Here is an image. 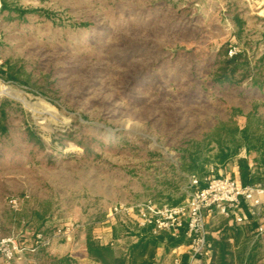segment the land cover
I'll list each match as a JSON object with an SVG mask.
<instances>
[{"label": "rangeland", "instance_id": "1", "mask_svg": "<svg viewBox=\"0 0 264 264\" xmlns=\"http://www.w3.org/2000/svg\"><path fill=\"white\" fill-rule=\"evenodd\" d=\"M223 50L257 83L220 82ZM2 100L0 239L64 258L112 222L124 253L126 209L193 191L187 158L237 181L244 158L264 184V0H0Z\"/></svg>", "mask_w": 264, "mask_h": 264}, {"label": "built area", "instance_id": "2", "mask_svg": "<svg viewBox=\"0 0 264 264\" xmlns=\"http://www.w3.org/2000/svg\"><path fill=\"white\" fill-rule=\"evenodd\" d=\"M191 186L198 184L194 176L190 178ZM205 185L193 190L185 199L175 205L155 204L151 201L137 204L135 214H128L130 223L139 227H150L152 234L166 232L177 236L185 228V236L190 240L187 253L191 260L207 256L210 245L206 243V217L219 215L227 220L241 224L253 219L257 223L256 234H264V186L261 183L242 185L236 179L224 175L207 176ZM15 205L17 201L11 200ZM247 206V212L243 206ZM30 245L19 244L14 237L0 239V264H13L14 260L25 252H36L49 244V238L41 233L34 235ZM174 264H179L180 253L173 251Z\"/></svg>", "mask_w": 264, "mask_h": 264}, {"label": "trees", "instance_id": "3", "mask_svg": "<svg viewBox=\"0 0 264 264\" xmlns=\"http://www.w3.org/2000/svg\"><path fill=\"white\" fill-rule=\"evenodd\" d=\"M5 4L2 9H5ZM21 14L24 10L16 9ZM256 66V65H255ZM254 67L249 66V60L243 52H236L228 55L226 50L222 52V60L218 71V80L228 84H236V73L242 70L241 78L251 76V81L257 83L258 78L253 73ZM10 78L13 77L10 75ZM259 84V83H258ZM5 101L0 102V131L6 130L4 121L6 119ZM187 161L181 163V169L198 179L196 186H191L192 190L202 188L205 183L203 179L207 177L202 171V164L196 163L195 158H187ZM239 171V181L242 185L256 183L257 176L253 172L252 166L248 161L241 158L237 162ZM211 176L219 177V174ZM264 186V184H262ZM180 200H170L166 203L175 205ZM247 212V206H243ZM222 233L218 239L206 233V243L210 245L211 259L208 264H258L262 254V244L260 238H256L251 247L248 248V243L253 239L256 232L257 223L253 219L241 224L228 225L227 222L220 224ZM132 230L137 240L128 244L126 252L117 254L110 243L97 245L88 237L86 240V253L90 259L96 260L101 264H159L156 262V252L158 247H161L164 252L181 244H189L190 240L185 236V228H181L177 236H172L169 233L161 232L152 234L150 227L136 228ZM116 228H113V238H116ZM232 238L230 242L228 239ZM241 241L240 245L239 242ZM203 263V257H200ZM179 264H192L189 254H182L179 257Z\"/></svg>", "mask_w": 264, "mask_h": 264}, {"label": "crops", "instance_id": "4", "mask_svg": "<svg viewBox=\"0 0 264 264\" xmlns=\"http://www.w3.org/2000/svg\"><path fill=\"white\" fill-rule=\"evenodd\" d=\"M127 217V216H126ZM125 217V218H126ZM130 217L132 216H128L127 217V221L132 220ZM214 217L215 215H212V216H208L206 217V225H208L210 222H212L214 220ZM220 219H221V222L215 226L214 228V232H207V234H210L212 237L218 239L222 233V228L220 227V224L222 222H227L228 225H232V224H235L229 220H227L226 218L220 216ZM112 220V218H111ZM112 223V222H110ZM110 223H107V226L106 228L104 227V231L106 230L107 231V238L106 240H103V241H97V242H94V240L91 238V240L93 241V243L97 244V245H104L106 243H110V240L113 239V235H112V232H113V227H112V224L110 226ZM205 225V227H206ZM137 228V226H134ZM140 228H144V227H138V229ZM131 230V229H130ZM260 238L261 240V244H262V247H261V250H262V254H261V258L259 259L258 261V264H264V234L262 235H257L256 232L254 234V237L253 239H251V241L248 243V248L251 247L252 243L254 242V240L256 238ZM135 239H137V237L135 236ZM230 242L233 241L232 238H229L228 239ZM241 241L239 242V245H240ZM187 246L188 244H181V245H178L176 247H173L171 248L169 251L167 252H164V250L161 248V247H158L157 249V252H156V262H158L159 264H167L166 262L169 261V258L167 259V255L169 257L171 256H174L173 255V250L176 248L178 249V252L180 253V255L182 254H188L187 253ZM58 252H53L52 254H46V253H41V252H38L36 255V259L30 261L28 259V256L30 253H23L22 255L18 256L13 264H101L100 262L96 261V260H93V259H90L86 253H80V254H65V257L63 258V255L62 254H57ZM190 256V255H189ZM211 259V251H210V254L209 256H204L203 258V263L204 264H208L209 261ZM190 261L192 262V264H201V260H191L190 258Z\"/></svg>", "mask_w": 264, "mask_h": 264}]
</instances>
